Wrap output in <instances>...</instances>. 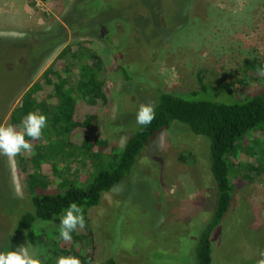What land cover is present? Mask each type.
Returning a JSON list of instances; mask_svg holds the SVG:
<instances>
[{
	"label": "rangeland",
	"instance_id": "obj_1",
	"mask_svg": "<svg viewBox=\"0 0 264 264\" xmlns=\"http://www.w3.org/2000/svg\"><path fill=\"white\" fill-rule=\"evenodd\" d=\"M66 47L72 48L58 59ZM86 49L106 70L107 103L94 108L78 96L76 84L80 66L73 55ZM115 50L142 83L123 81ZM0 63L6 72L0 76V125H11L13 110L30 89L39 87L36 95L44 100L53 82L66 78V87L75 89L76 116L95 112V136L121 149L139 106L156 104L144 79L163 91L214 88L242 101L264 88V76L258 74L264 68V0H0ZM49 68L52 72L43 76ZM248 140L232 162L250 178L213 236L214 264H256L264 251V130ZM208 155L204 138L183 128L157 135L133 175L88 210L92 264H194L198 234L212 209ZM21 157L0 156V251L24 245L41 257L28 236H14V216L6 214L8 205L31 196L27 174L32 170L25 171ZM66 163L83 179L90 175L87 162L70 157ZM39 226L59 232V224Z\"/></svg>",
	"mask_w": 264,
	"mask_h": 264
},
{
	"label": "trees",
	"instance_id": "obj_2",
	"mask_svg": "<svg viewBox=\"0 0 264 264\" xmlns=\"http://www.w3.org/2000/svg\"><path fill=\"white\" fill-rule=\"evenodd\" d=\"M71 48L66 47L57 58L64 59ZM115 55L123 81L142 83L138 81L140 74L127 68L116 50ZM73 57L80 66L76 83L80 88L78 96L91 108L97 104L105 105L107 97L103 86L106 70L102 59L87 49L75 52ZM69 70L72 68L68 67L66 72ZM51 72L52 68H49L43 76ZM5 73L0 63V76ZM68 82L66 78L53 82L51 93L44 100L36 95L39 87L30 89L11 114V126L18 130L29 112L44 114L48 121L41 137L43 140L32 141L34 151L22 153L21 157L25 171L32 170L27 174L31 196L27 202L8 205L11 210H5L7 215L14 216V236H28L39 246L40 254L44 250L40 257L42 264H56L59 256H76L82 264H92L95 246L88 210L98 206L104 194L133 175L139 159L157 135L180 127L203 137L207 148L209 146L207 160L214 189L208 204L212 209L198 234L194 264H214L213 236L227 219L238 191L250 178L238 172L232 156L247 144L250 135L264 130V88L242 101L230 92L214 88L186 94L163 91L158 83L144 79L143 83L155 92V119L146 127L137 123L129 126L126 143L118 149L95 136L98 129L95 112L76 116V100L72 93L75 89L66 87ZM81 132H85V137L75 140ZM70 157L84 166L86 162L90 164V175L83 179L78 172H71L69 164H62ZM61 165H65L64 169ZM72 202L83 209L84 233L75 231L72 240L65 242L59 237V232L51 234L39 226L41 223L60 224V217ZM108 264H114V261L110 260Z\"/></svg>",
	"mask_w": 264,
	"mask_h": 264
},
{
	"label": "clouds",
	"instance_id": "obj_3",
	"mask_svg": "<svg viewBox=\"0 0 264 264\" xmlns=\"http://www.w3.org/2000/svg\"><path fill=\"white\" fill-rule=\"evenodd\" d=\"M258 74L264 76V68L260 69ZM155 116L154 104H141L136 112V123L141 127H146L152 123ZM47 123L46 115L29 112L22 120L19 130L11 125H0V156L14 159L22 153L33 152L32 141L42 137ZM85 227L83 209L75 202L70 203L60 217L59 237L69 242L72 240L73 232ZM43 252L44 250H41V254ZM259 256L256 264H264V251H261ZM0 264H42V261L38 254L29 252L27 246L21 245L15 250L0 251ZM56 264H82V261L76 256H59Z\"/></svg>",
	"mask_w": 264,
	"mask_h": 264
}]
</instances>
